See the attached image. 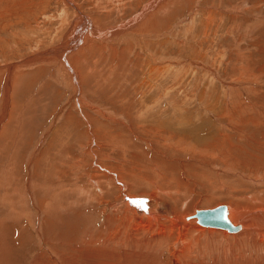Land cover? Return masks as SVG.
<instances>
[{"label":"rangeland","instance_id":"obj_1","mask_svg":"<svg viewBox=\"0 0 264 264\" xmlns=\"http://www.w3.org/2000/svg\"><path fill=\"white\" fill-rule=\"evenodd\" d=\"M11 1L3 11L0 0V230L9 249L0 264L80 253L108 216L114 225L125 204H111L124 193L197 210L264 196L254 179L264 174V0ZM85 17L98 28L92 36ZM60 45L74 48L63 56L78 90L69 68L45 58ZM151 59L163 69L150 70ZM88 175L113 185L100 194Z\"/></svg>","mask_w":264,"mask_h":264},{"label":"bare ground","instance_id":"obj_2","mask_svg":"<svg viewBox=\"0 0 264 264\" xmlns=\"http://www.w3.org/2000/svg\"><path fill=\"white\" fill-rule=\"evenodd\" d=\"M12 2L13 1L9 2V0H8V2L5 4V7H7V9L5 8L3 11L8 10V8L10 9V7L12 6L11 5ZM68 2H70L69 0H67V4H70ZM155 2H156V0H155ZM152 3L153 2H150V4H152ZM73 4H74V2H73ZM149 5H147V8ZM1 12L2 11L0 10V13ZM0 16H1V14H0ZM87 20H88L87 21L88 25L86 24L87 30L85 29L86 30L85 34L88 33L90 36L92 33L95 34L94 32L98 28L96 27V25L94 27L91 25L90 19H87ZM84 25H85V23H84ZM74 28H75V26H74ZM99 32H100V30H99ZM96 33H97V31H96ZM134 34H135V32H134ZM103 37H105V36H103ZM120 37H121V35H120ZM127 37H125V38H127ZM132 37L137 38V39L139 38L138 35H133ZM81 39L82 38H80V40ZM64 40H65V38H64ZM76 40H77V37H76ZM77 43H79V42H77ZM74 44L72 47H76V46H74ZM88 46H90V45H88ZM58 47L59 48H57V49H56V47L53 48L54 50L49 49V51L46 50L47 52L44 51V52H46L45 58H47L50 61L51 60L61 61L60 64L63 63V65L66 68H69L71 74H68L69 75L68 77H69L71 83L75 85V86L72 85V87H74V88H76V90H78L77 75L75 74V70L73 71L72 66L67 63L68 61L66 58L67 57L66 54H68L69 50L72 48L67 50L68 49L67 45L65 47H63V46L61 47V45ZM65 50L68 53H66L63 56ZM79 51L81 52V50H79ZM47 59H43V60H47ZM78 59H80V58H78ZM65 63H67L68 66ZM151 63L152 64L154 63V61L152 59H151ZM154 66H156V67H154V68L151 67V69L149 67V69L150 70H158V69L160 70V68H161L159 66V64L156 65V63H154ZM10 67H11V64H10ZM12 68H13V65H12ZM161 69H163V68H161ZM9 70L11 71V68ZM9 70H8V72H10ZM66 71L68 72V70H66ZM5 75H7V73ZM9 79L11 80V78H9V77H7L6 80L4 79L5 85L3 84L4 86H3L2 90H3V94L5 93V96L7 95L6 94L7 91H9L8 90L9 89V83H10ZM146 84H147L146 82H143L144 88L146 87ZM236 84H238V83H236ZM76 90H74V92H73V95L75 96L74 98L76 100V106L81 108V104H83L82 101H84V100H80V99H84V98L79 97L80 98L79 99L78 97H76V92H75ZM77 94H79V93H77ZM78 96H80V95H78ZM1 97H2V95H1ZM6 98H7V96L5 97V103H1L4 105L3 106L4 110L2 109V111H4V112L6 111V108H8L7 107L8 103L6 104V102H7ZM4 112H3V115H1V113H0V115H1L0 120L3 119V116L5 115ZM99 113H101V111H99ZM107 113L108 112H106L105 114H107ZM239 114H240V112H239ZM241 114H242V112H241ZM108 115H109V113H108ZM112 115H114V114H112ZM232 117H233V115H232ZM106 119H108V118H106ZM109 119H111V118H109ZM115 119L117 120L118 118H115ZM115 119H114V121H115ZM119 119H122V118H119ZM111 121H113V119ZM122 123H124V122H122ZM234 128H238V127L234 126ZM238 134H239V131H238ZM260 143H262V142H260ZM263 144H264V142H263ZM37 149H38V147H37ZM37 149H36V151H37ZM100 170H102V169H100ZM103 170H105V169H103ZM94 177H96V176H89L88 175L90 182L92 184H94V186L96 188L100 189V194H102L101 193L102 184L113 185V183L110 182V179L109 180L108 179H99L98 180L97 178H94ZM261 177H264V174L259 175V176H257V178H254V179L256 182H260L261 180L264 181V179H260ZM116 179L119 180L120 182H122L121 185L119 184L118 188H120V186H123L122 188L125 189L124 188L125 187V181H124L125 179L122 180L118 177ZM27 181H29V180H27ZM93 181H95V182H93ZM111 181H112V179H111ZM126 183L129 184L127 180H126ZM28 184H27V186H28ZM25 188H28V191H29L28 197H31L33 195L31 184H29V186L25 187ZM261 191L262 190L258 191L260 193L256 192V195H252V193H251L250 196L242 195V197H238L236 195H233V196L227 198L228 203L223 204V205H226V207H227V217L230 220V222L233 225H236L237 227H241L240 229H238L235 232H232L235 228L229 229L228 226H226V225H222L219 227L213 223H206L207 224L206 225V224H202L201 222H199L195 216V212L197 211L198 204H193V203L187 204L188 202L187 203L183 202V204L181 206H178V205H168V203H167L168 207L156 208L155 206H152V204H153V202L157 201V199H159L160 197L158 196V194H155L154 192H151L147 195L146 194L131 195V194L124 193V195L122 196L124 198L122 200L111 204V206H112L111 208H113V210L115 212H117V208L119 206H121V204H125V207L123 208V212L121 213V215L118 218H117V216L114 217L115 222H112V224L114 223L113 226L109 227L110 223H111V217L108 216L105 223L103 222L105 224L104 225L105 227L103 229L99 228L97 233L95 234L96 238H93V236L88 234L89 238L84 239L83 242L80 243L79 246H77V249H79L80 253H76V251L74 250L72 255L68 256V255H65L64 253L61 254L62 253L61 252L60 253L61 255H56V260H57L58 264H204L203 259L210 257L211 258L210 260L212 261L211 264H264V196L261 194ZM79 192H80V190H79ZM97 193H99V192H97ZM179 193H180V191H179ZM82 194H83V192H82ZM170 194H171V192H170ZM57 196L60 197L59 194H57ZM147 197L150 198V199H147L148 203L146 202V199H145ZM142 198H144V199H142ZM85 200H87V198ZM140 200H144L141 205L139 203ZM24 201L25 200L22 199V202L24 203V206H25L26 204ZM9 204H10V202H9ZM131 204H134L136 206H132ZM200 206H202V205H200ZM220 206H222V205H220ZM57 208H58V210L63 209V207H61V205L57 206ZM213 208H210V209H213ZM22 210H23V212H22ZM43 210H44L43 208L38 209V207H37V211H39L40 213L41 212L43 213ZM67 210L68 209H66V211ZM203 210H209V208L203 209ZM45 211H47L49 213L48 215H50V216H52L53 213L57 212L54 210L53 206H49V205L45 207ZM21 212H22L21 215H24L26 220L27 221L29 220V222L32 223L33 214L31 215L30 214L31 212L29 213L27 207L21 209ZM57 213H59V212H57ZM17 215H19V214H17ZM53 215L56 217L55 214H53ZM17 219H18V217H17ZM31 226H32V224H31ZM0 228H2V227L0 226ZM95 232L96 231H94L93 234ZM2 234L3 233L0 230V262L1 261H7V258L9 257L8 256V253H9L8 245L4 241ZM96 244H97L96 247H98L99 249L94 248V246ZM104 248L109 249V250L104 251L103 250ZM1 253H2V255H1ZM50 256L51 255H49V257ZM54 258H55V255H54ZM29 264H50V263H46L43 260H41L40 258H38V259L35 258L34 261L31 260Z\"/></svg>","mask_w":264,"mask_h":264},{"label":"water","instance_id":"obj_3","mask_svg":"<svg viewBox=\"0 0 264 264\" xmlns=\"http://www.w3.org/2000/svg\"><path fill=\"white\" fill-rule=\"evenodd\" d=\"M195 216L202 224L213 223L219 227L226 225L229 229L234 227L227 217L226 205L218 206L209 210H197Z\"/></svg>","mask_w":264,"mask_h":264},{"label":"snow or ice","instance_id":"obj_4","mask_svg":"<svg viewBox=\"0 0 264 264\" xmlns=\"http://www.w3.org/2000/svg\"><path fill=\"white\" fill-rule=\"evenodd\" d=\"M139 203H143V202L141 201V202H139Z\"/></svg>","mask_w":264,"mask_h":264}]
</instances>
